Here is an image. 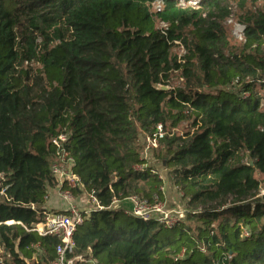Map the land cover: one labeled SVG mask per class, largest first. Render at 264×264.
<instances>
[{"label":"trees","instance_id":"obj_1","mask_svg":"<svg viewBox=\"0 0 264 264\" xmlns=\"http://www.w3.org/2000/svg\"><path fill=\"white\" fill-rule=\"evenodd\" d=\"M188 1L0 0V264L56 258L60 238L30 229L56 185L51 137L62 132L82 185L74 193L103 207L77 228L72 256L264 264V0ZM176 73L182 86L169 87ZM159 125L158 157L166 150L186 200L171 226L114 208L163 199V178L141 157Z\"/></svg>","mask_w":264,"mask_h":264},{"label":"built area","instance_id":"obj_2","mask_svg":"<svg viewBox=\"0 0 264 264\" xmlns=\"http://www.w3.org/2000/svg\"><path fill=\"white\" fill-rule=\"evenodd\" d=\"M200 0H189L188 4L197 6ZM162 6V2H156L154 4V10H159ZM226 23L231 28V33L238 41L244 39L245 26L233 17L229 18ZM163 28H167V24L161 22ZM163 136L162 125H159L155 133L148 136L145 140L144 147L141 151V157L148 161L151 152L154 148L158 147V140ZM69 139L68 132H62L51 137V144L55 148V154L51 163V171L55 177L57 188L63 193V197L66 200L72 201V196L66 187L69 189L81 187L79 177L73 172L74 158L70 151L67 149L66 144ZM144 166H138L137 169L141 170ZM3 176L0 175V179ZM1 188V183H0ZM163 190V188H162ZM3 193V191L1 192ZM92 201L94 208L102 209L100 202L95 197L94 193H87ZM48 198V193L45 199ZM132 208L129 211L133 216L140 217L142 219L156 218L162 224L168 226L173 225L178 220L182 219L185 213L179 214L175 219H172L168 213H164L163 206L159 201L158 196L154 197L153 202L148 199H143L138 196H131L128 198ZM91 210V211H92ZM81 212L74 204L70 205L69 212L51 211L44 208L41 212V221L33 226L32 231H36L41 236L56 235L60 238V243L56 247V258L51 264H78V262L88 261L90 264H99L95 259L89 257L86 260L83 256H72L74 252V234L77 228L82 225L89 216L90 212ZM160 214L163 216L158 217Z\"/></svg>","mask_w":264,"mask_h":264},{"label":"rangeland","instance_id":"obj_3","mask_svg":"<svg viewBox=\"0 0 264 264\" xmlns=\"http://www.w3.org/2000/svg\"><path fill=\"white\" fill-rule=\"evenodd\" d=\"M237 13V9L235 10V14ZM160 27H162L161 22L158 24ZM231 29V28H230ZM185 47L182 44H177L172 49V54L182 57L185 54ZM34 67L38 70H41V66L39 64H34ZM182 78H180V74L176 73L172 79H171V86L169 87H180L182 86ZM168 87V86H167ZM264 104V100L262 102ZM188 124L186 122H183L178 128L174 129L173 132L176 134H182L186 129ZM169 131V130H168ZM150 136V135H149ZM147 137H144L141 139V145L142 149L144 147V143L146 142ZM160 150V149H159ZM159 151L154 148V150L151 152L148 162L150 166H152L159 175L163 178V199L159 198L160 203L163 206L164 213H168L169 216H171L172 219H175L179 216L181 213H185L186 210V200L183 199L182 194L179 192V190L174 186L170 176L168 175L167 169H166V161L168 159L166 150L161 152V156L158 157ZM54 188H57V184L54 186ZM78 188L69 189L66 187V190H68L72 196V203L74 206L79 209L81 212H88L91 211L94 208V205L92 201L89 198V195L87 193L80 192L78 194L74 193V190ZM261 195L264 196V186L261 188ZM128 201H124L127 203ZM118 204V203H116ZM115 204V205H116ZM124 208L127 211H130L131 208L125 207ZM163 216L160 214L158 217Z\"/></svg>","mask_w":264,"mask_h":264},{"label":"crops","instance_id":"obj_4","mask_svg":"<svg viewBox=\"0 0 264 264\" xmlns=\"http://www.w3.org/2000/svg\"><path fill=\"white\" fill-rule=\"evenodd\" d=\"M124 201H128L123 204ZM117 202L118 204L114 205V208L117 209H125V207L131 208V203L129 200H124ZM72 201L66 200L63 197V193L58 188H51L48 191V198L46 199V203L44 208L51 211H61V212H69L70 205H72ZM126 210V209H125ZM127 211V210H126Z\"/></svg>","mask_w":264,"mask_h":264},{"label":"water","instance_id":"obj_5","mask_svg":"<svg viewBox=\"0 0 264 264\" xmlns=\"http://www.w3.org/2000/svg\"><path fill=\"white\" fill-rule=\"evenodd\" d=\"M162 89H163V90H167V89H168V87H166V86H163V87H162Z\"/></svg>","mask_w":264,"mask_h":264}]
</instances>
